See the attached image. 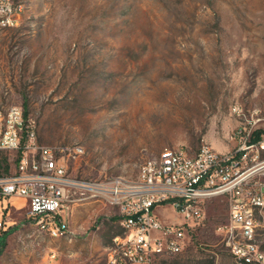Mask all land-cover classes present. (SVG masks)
<instances>
[{"label": "rangeland", "instance_id": "374dc122", "mask_svg": "<svg viewBox=\"0 0 264 264\" xmlns=\"http://www.w3.org/2000/svg\"><path fill=\"white\" fill-rule=\"evenodd\" d=\"M23 1L19 25L0 29V103L27 108L39 144L67 147L71 177L136 179L166 147L228 151L233 104L264 111V0ZM16 157L0 152V175L15 171ZM204 206L186 248L153 264H241L217 233L227 199ZM27 211L23 198L0 201L10 223L0 229V264H42L49 248L63 264H106L122 232L106 198L72 205L62 233L41 232ZM157 212L181 220L171 206Z\"/></svg>", "mask_w": 264, "mask_h": 264}, {"label": "built area", "instance_id": "2783aa9c", "mask_svg": "<svg viewBox=\"0 0 264 264\" xmlns=\"http://www.w3.org/2000/svg\"><path fill=\"white\" fill-rule=\"evenodd\" d=\"M21 19L17 0H0V29L16 27ZM232 111L238 119L232 149L202 144L191 154L184 147H166L141 165L136 179L115 183V177L83 181L68 175L67 147L39 144L35 118L26 116L21 104L0 103V152L17 155L15 171L0 175V201L6 206L12 197L23 198L34 226L62 233L72 205L83 198H106L119 207L122 229L113 240L119 250L108 248L106 264H153L157 257L182 252L189 228L206 218V201L223 196L229 214L217 233L226 249L241 257V264H264V111L239 103ZM162 206H171L181 220L164 221L157 212ZM9 226L1 214L0 229ZM58 256L49 248L42 264H63Z\"/></svg>", "mask_w": 264, "mask_h": 264}, {"label": "bare ground", "instance_id": "6f19581e", "mask_svg": "<svg viewBox=\"0 0 264 264\" xmlns=\"http://www.w3.org/2000/svg\"><path fill=\"white\" fill-rule=\"evenodd\" d=\"M17 7H21V12L23 13L24 9H25V2L23 0H17ZM156 157V155L148 158L147 160L144 161V163H146L147 161H153V159ZM115 183H125L124 179H120V178H115ZM65 222L66 221V216H65ZM68 225V224H67ZM37 228L41 231V232H48V226H37ZM68 229V228H67ZM64 232V231H63ZM51 233V232H48ZM55 233V232H54ZM113 240H117V234L115 236H113L112 238V242L110 247H112V250H119V242H113ZM237 259L240 260L241 262V257L239 256H235Z\"/></svg>", "mask_w": 264, "mask_h": 264}, {"label": "trees", "instance_id": "16d2710c", "mask_svg": "<svg viewBox=\"0 0 264 264\" xmlns=\"http://www.w3.org/2000/svg\"><path fill=\"white\" fill-rule=\"evenodd\" d=\"M24 110H25V114H26V116H27V115H28V110H27V108H25ZM3 162H5V161H0V164L3 163ZM3 165H4V167H5L6 169L9 168V165H8L7 163H6V164L4 163ZM0 240H2V239H0ZM234 257H235V256H234ZM209 264H215V261L212 260V261H210Z\"/></svg>", "mask_w": 264, "mask_h": 264}]
</instances>
